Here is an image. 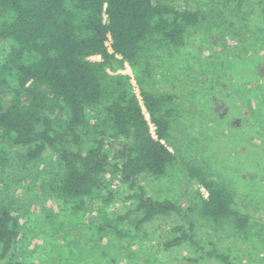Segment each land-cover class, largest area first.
Listing matches in <instances>:
<instances>
[{
	"label": "trees",
	"instance_id": "16d2710c",
	"mask_svg": "<svg viewBox=\"0 0 264 264\" xmlns=\"http://www.w3.org/2000/svg\"><path fill=\"white\" fill-rule=\"evenodd\" d=\"M243 2L222 0L206 12L170 0H0V166L13 156L23 167L44 163V186L56 198L96 196L103 205L115 197L104 176L118 177L132 204L109 219L111 233L121 235L113 224L140 231L158 218L181 216L165 249L188 244L191 263L233 264L195 236L194 217L237 232L250 225L224 183L181 162L184 201L157 200L141 184L178 165L166 142L179 97L147 90L141 71L139 100L130 76L119 71L125 64L135 70L160 49L182 48L190 31L211 27L231 3ZM21 225L14 205L0 200V261L12 257Z\"/></svg>",
	"mask_w": 264,
	"mask_h": 264
},
{
	"label": "rangeland",
	"instance_id": "374dc122",
	"mask_svg": "<svg viewBox=\"0 0 264 264\" xmlns=\"http://www.w3.org/2000/svg\"><path fill=\"white\" fill-rule=\"evenodd\" d=\"M170 2L208 12L222 0ZM234 6L211 27L190 31L182 48L147 54L140 67L124 66L119 73L130 75L138 88L135 79L142 71L147 90L179 97V115L171 120L166 142L178 165L163 178L143 177L141 184L157 200L182 202L187 180L179 164L203 167L232 192L250 225L237 232L194 217L196 239L214 245L233 264H264V0ZM43 166L23 167L14 156L0 166V200L14 205L22 224L12 257L0 264H222L189 262L188 244L163 247L170 230L183 223L181 216L158 218L140 231L113 224L121 235L111 233L109 219L132 204L118 177L104 176L115 194L106 205L96 196L66 200L45 188Z\"/></svg>",
	"mask_w": 264,
	"mask_h": 264
},
{
	"label": "built area",
	"instance_id": "2783aa9c",
	"mask_svg": "<svg viewBox=\"0 0 264 264\" xmlns=\"http://www.w3.org/2000/svg\"><path fill=\"white\" fill-rule=\"evenodd\" d=\"M109 44H110V42H109ZM110 49V48H109ZM125 66H126V68L128 67V65L127 64H125ZM130 76V75H129ZM132 85H133V83H132ZM133 91H134V93L136 94V96L138 97V99L140 100L141 98H140V96H139V90H138V88L137 87H133ZM145 116H146V119L147 120H149V118H148V115L145 113ZM152 128V127H151ZM153 129V128H152ZM202 193L204 194V196H206V193H205V191L204 190H202Z\"/></svg>",
	"mask_w": 264,
	"mask_h": 264
}]
</instances>
